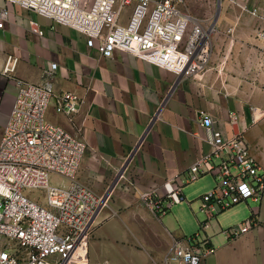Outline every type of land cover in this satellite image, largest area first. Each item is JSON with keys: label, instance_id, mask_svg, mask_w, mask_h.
<instances>
[{"label": "crops", "instance_id": "0c3cea01", "mask_svg": "<svg viewBox=\"0 0 264 264\" xmlns=\"http://www.w3.org/2000/svg\"><path fill=\"white\" fill-rule=\"evenodd\" d=\"M0 8L8 9L0 28V126L16 94L15 80L37 83L52 62L57 64L55 92L79 97L72 117L57 113L51 103L45 119L86 143L76 177L96 195L107 192L88 242L89 263L162 264L174 240L194 235H188L179 214L185 204L195 214L200 211L202 195L214 185V172L181 181L188 167L209 151L205 115L225 137L243 130L249 154L264 170V80L257 83L264 74V57L257 38L239 36L229 25L244 19L258 23V30L260 18L249 11L262 13L264 1L230 7L220 3L217 14V7L212 14L207 6L201 18L188 11L214 28L207 68L189 77L180 76V59L162 66L125 51L103 57L66 25L4 0ZM30 19L43 31L41 36L29 31ZM168 178L180 182L184 200L159 216L140 194L154 189L163 196ZM251 215L257 219L255 227L238 237L225 234ZM204 232L215 250L203 264H264V189L258 200H240L215 213Z\"/></svg>", "mask_w": 264, "mask_h": 264}, {"label": "built area", "instance_id": "2783aa9c", "mask_svg": "<svg viewBox=\"0 0 264 264\" xmlns=\"http://www.w3.org/2000/svg\"><path fill=\"white\" fill-rule=\"evenodd\" d=\"M4 1L80 32L87 47L103 57L125 51L162 66L180 59L181 77L203 72L210 61L214 28L192 17L185 0ZM249 12L261 21L256 36L264 57V11ZM7 18L8 9L0 8V28ZM28 29L43 34L31 19ZM56 67L52 62L43 68L37 83L15 80L16 94L0 137V264H91L88 242L106 197L76 177L86 143L45 119L51 103L68 117L80 103L71 91L55 92ZM202 125L209 151L188 167L181 182L214 172L213 187L201 197L205 218L199 232L172 242L162 264H203L215 250L204 232L209 220L237 201L258 200L264 189L263 167L249 154L244 131L225 137L209 115ZM163 188V196L154 189L140 194L159 216L184 200L176 179H166ZM256 225L251 215L224 232L238 237Z\"/></svg>", "mask_w": 264, "mask_h": 264}, {"label": "rangeland", "instance_id": "374dc122", "mask_svg": "<svg viewBox=\"0 0 264 264\" xmlns=\"http://www.w3.org/2000/svg\"><path fill=\"white\" fill-rule=\"evenodd\" d=\"M264 0H220V3L225 4V6L230 7L231 5H235V4H242V5H251V4H255V3H261ZM217 3L218 0H186L185 2V7L187 8V10L194 15L195 17H204L205 16V12L204 10L207 8V6H212L213 12L212 14H214V11L216 10L217 7ZM231 9V8H228ZM224 14H229L231 16L236 15L235 12H229L226 11ZM240 14V13H238ZM232 27H236L237 31L239 32V36L242 35V37L246 36L249 38H257L256 36V30H257V24H250L249 22L245 21L244 19H238V21L236 23H232L229 24ZM210 26H213L212 24ZM258 39V38H257ZM248 79V77H245ZM264 80V74L260 77V81L257 82L259 83V85H261V81ZM3 125V124H2ZM0 126V133H1V127ZM203 177H207V175L203 176ZM211 178V176H209ZM213 181V180H212ZM52 182H58L57 179L52 178ZM214 184V183H213ZM185 203V201H184ZM181 205V204H180ZM187 207V209L185 208H181L180 214H179V219L186 224L189 229H188V235L190 234H196L197 232L200 231V221H202L205 216L203 213H201L200 211L195 214L196 211H192V209H190L188 207L187 204H185ZM96 226V225H95Z\"/></svg>", "mask_w": 264, "mask_h": 264}, {"label": "water", "instance_id": "95a60500", "mask_svg": "<svg viewBox=\"0 0 264 264\" xmlns=\"http://www.w3.org/2000/svg\"><path fill=\"white\" fill-rule=\"evenodd\" d=\"M219 6H220V0H218V3H217V11H216V14H217V12H218V10H219ZM132 153H133V150H132L131 154H132ZM131 154L127 157V159H126L124 165H123V166L121 167V169L119 170V172H118V174H117L115 180L113 181V183L117 180V178L119 177V175H120L121 171L123 170L124 166L128 163V160H129ZM113 183H112V184H113ZM111 186H112V185H111ZM111 186H110V187H111ZM110 187H109V188H110ZM108 190H109V189H108ZM106 194H107V192H106ZM106 194L104 195L105 197H106Z\"/></svg>", "mask_w": 264, "mask_h": 264}]
</instances>
